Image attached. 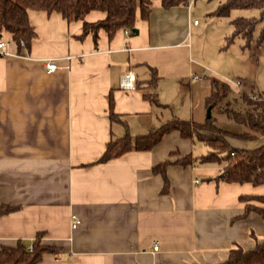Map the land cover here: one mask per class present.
<instances>
[{"label":"crops","instance_id":"obj_1","mask_svg":"<svg viewBox=\"0 0 264 264\" xmlns=\"http://www.w3.org/2000/svg\"><path fill=\"white\" fill-rule=\"evenodd\" d=\"M161 2L151 0L146 19L136 12L132 33L101 28L95 38L80 36L81 20L30 8L35 36L28 45L0 32V203L14 206L0 214V247L21 240L30 249L41 233L43 243L58 249L43 253L36 264H218L236 244L252 249L264 242V218L244 214L247 204L262 205L245 198L264 194L263 184L218 180L217 163L174 162L204 154L208 148L198 140L173 130L151 149L98 161L110 139L145 133L172 117L202 122L208 111L214 116L205 105L215 79L210 70L230 69L246 80L254 73L250 90L243 89L244 78L236 79L242 86L222 81L231 91L264 92V41L255 42L264 18L249 44L236 36L222 48L231 20L254 16L209 15L219 3L206 7L207 21L198 28L200 21H191L193 6L164 8ZM104 16L91 10L84 19ZM212 27V49L207 43L199 47L217 59L218 66L209 69L194 61L190 38ZM49 62L57 65L50 72ZM152 69L160 105L143 96ZM128 71L135 75L132 89L120 85ZM229 141L253 148L262 139ZM164 161L170 162L165 191L162 174L152 169ZM72 214L80 221L76 228Z\"/></svg>","mask_w":264,"mask_h":264},{"label":"trees","instance_id":"obj_2","mask_svg":"<svg viewBox=\"0 0 264 264\" xmlns=\"http://www.w3.org/2000/svg\"><path fill=\"white\" fill-rule=\"evenodd\" d=\"M151 0H0V32L10 34L12 40L19 43L25 41L26 45L35 36V32L28 20L27 10L37 9L47 12L57 11L66 20H81L82 33L80 36L91 33L95 38L99 29L103 28L110 34L117 29H127L132 33L135 29V15L138 11L143 19L150 13ZM162 7L170 8L178 5H188L189 0H162ZM261 9L259 18L236 17L231 20L232 32L225 37L222 48L229 45L236 36L244 38L247 45L252 41L253 34L259 20L264 18V0H224L213 11L211 16H227L232 9ZM91 10H100L105 16L94 22L84 19ZM264 41V25L261 27L256 43ZM148 86L143 96L150 102L159 104L156 95L157 74L152 69ZM231 87L226 81L213 79L210 93L205 97V105L209 110L224 114L235 122L244 125L247 130L234 132L221 128L216 123V117L207 116L202 122L172 117L157 127L145 133L131 136L129 133L121 137L110 139L98 161H105L129 150H148L155 146L165 135L177 130L184 138L198 140L207 146L204 154H186L174 162L181 165L200 163L220 164L221 174L216 178L226 182L264 185V92H246L240 90L236 95H229ZM110 118L117 117L112 111V99L108 97ZM235 138L250 141L261 138L262 142L253 148L237 147L229 139ZM169 161L155 164L154 172L162 174L163 191L168 188V179L165 167ZM246 200H253L262 205L247 204L244 214L254 211L264 218V194L250 195ZM14 209L6 203H0V214ZM57 247L43 243L41 233H38L29 246L18 240L14 245L0 247V264H36L43 253L56 252ZM218 264H264V242L256 243L252 249H244L236 244L230 248L226 260Z\"/></svg>","mask_w":264,"mask_h":264},{"label":"rangeland","instance_id":"obj_3","mask_svg":"<svg viewBox=\"0 0 264 264\" xmlns=\"http://www.w3.org/2000/svg\"><path fill=\"white\" fill-rule=\"evenodd\" d=\"M220 1H223V0H196L195 4H193L194 1L189 0V6L190 7L193 6V11H195V14L192 15L191 21L194 18H196L197 21H200V26L198 28L203 26V24L207 21V18L205 17V15H203L206 7H210V6L215 7L219 3H221ZM237 15L258 17L260 15V10L259 9H232L230 17H235ZM213 20H217V19H213ZM224 20H226V17H222V19H220V22L223 24ZM263 22H264V20H263ZM213 25H215V23H213ZM216 28L217 27H212V30L210 32L209 31H202L201 33H199V32L195 31V32H193L192 37L190 38L191 42H192L194 61H200L201 63L206 64L209 69L216 68V66H218L217 61H216L217 59L213 55H210L208 53L209 48L211 47V49H212V47H213L211 45H214L213 40L215 38V34L213 33V31L215 32ZM258 28H259V25L256 27V29L254 31L255 36H257V34H258V31H259ZM203 43H205V44L207 43L209 48H207V49H206V47H204L202 49L199 48L200 44L202 45ZM259 48H260L259 49L260 51H261V49L264 50V43L261 44V46ZM224 56L226 58L228 55H224ZM227 60H228L227 62L230 63L229 58ZM227 66L230 67V64L225 65V67H227ZM210 67H212V68H210ZM219 71L220 72L214 73V72H211V70H210V73L212 74L211 76L215 77L219 80L224 79V80H227L229 82L235 81L238 77H240V79L244 78V82H245L246 86L243 87V89L250 90L247 82H249V79L253 78L254 73L251 74L250 76L248 75V77H247L248 80H246V78L244 76L242 78V76L240 74H237L236 72H232L230 69H228L227 71H224V70H219ZM205 72L207 73L208 71L205 70ZM236 93H237L236 91H231V92H229V95H232V94L236 95ZM213 113H214V116L216 117V123L219 127L230 130V131H234V132H243V131L247 130V128L244 125L235 122L234 120L228 118L226 115L216 113L215 110L213 111ZM238 145L243 146L242 144H238ZM246 145H248V146H245V147H251L252 146V144H246Z\"/></svg>","mask_w":264,"mask_h":264},{"label":"built area","instance_id":"obj_4","mask_svg":"<svg viewBox=\"0 0 264 264\" xmlns=\"http://www.w3.org/2000/svg\"><path fill=\"white\" fill-rule=\"evenodd\" d=\"M194 22H197V21L195 20ZM19 44L21 46H24L25 45V41L20 40ZM3 45H4V42H0V48ZM2 53L8 54L7 51H3ZM56 67H57V65H56L55 62H49V63H46V65H45V69L48 72L55 70ZM134 84H135V75H134V73L132 71H128V72H126L125 74L122 75L121 82H120V85H121L122 88H124V89H132L134 87ZM234 84L237 85V86H242V82L239 81V80L234 81ZM79 222L80 221L77 218V216L75 214H72L71 215V227L72 228H76L78 226ZM30 249H31V247H30ZM153 249H157V244L156 243L153 245Z\"/></svg>","mask_w":264,"mask_h":264},{"label":"water","instance_id":"obj_5","mask_svg":"<svg viewBox=\"0 0 264 264\" xmlns=\"http://www.w3.org/2000/svg\"><path fill=\"white\" fill-rule=\"evenodd\" d=\"M134 31H136V29H134ZM209 110V109H208ZM210 115V113H209V111H208V113H207V116H209Z\"/></svg>","mask_w":264,"mask_h":264}]
</instances>
